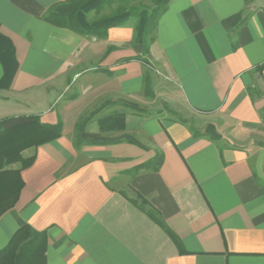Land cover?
<instances>
[{
    "label": "crops",
    "instance_id": "1",
    "mask_svg": "<svg viewBox=\"0 0 264 264\" xmlns=\"http://www.w3.org/2000/svg\"><path fill=\"white\" fill-rule=\"evenodd\" d=\"M65 1L0 0V121L62 123L0 250L28 225L45 264H264V0H169L146 56L135 20L98 39L43 19Z\"/></svg>",
    "mask_w": 264,
    "mask_h": 264
},
{
    "label": "trees",
    "instance_id": "2",
    "mask_svg": "<svg viewBox=\"0 0 264 264\" xmlns=\"http://www.w3.org/2000/svg\"><path fill=\"white\" fill-rule=\"evenodd\" d=\"M169 0H67L50 7L43 19L49 24L70 29L80 35L104 39L109 29L135 20V43L143 47V55L149 53L152 33ZM94 13L93 18L88 15ZM144 64L148 62L141 60ZM264 65L261 67V69ZM11 71H6L4 84L8 85ZM145 93L152 97L149 77L145 78ZM138 112L139 109L134 108ZM79 125L75 128V144L79 139ZM62 123L43 124L36 116L9 117L0 121V217L17 203L24 187L21 172L35 161L36 149L61 136ZM196 136L195 133H193ZM26 151H31L25 155ZM162 155L134 169L157 171ZM142 210L145 211L141 207ZM171 239L181 252V242L153 211H145ZM46 233L34 231L28 225L20 227L5 248L0 250V264H45Z\"/></svg>",
    "mask_w": 264,
    "mask_h": 264
},
{
    "label": "built area",
    "instance_id": "3",
    "mask_svg": "<svg viewBox=\"0 0 264 264\" xmlns=\"http://www.w3.org/2000/svg\"><path fill=\"white\" fill-rule=\"evenodd\" d=\"M260 77H261V79L263 80V82H264V67L261 69V71H260Z\"/></svg>",
    "mask_w": 264,
    "mask_h": 264
},
{
    "label": "rangeland",
    "instance_id": "4",
    "mask_svg": "<svg viewBox=\"0 0 264 264\" xmlns=\"http://www.w3.org/2000/svg\"><path fill=\"white\" fill-rule=\"evenodd\" d=\"M91 14H92V13H90V15H91ZM90 15H89V16H90ZM93 15H94V13H93ZM29 154H30V151H26V152H25V155H29Z\"/></svg>",
    "mask_w": 264,
    "mask_h": 264
}]
</instances>
